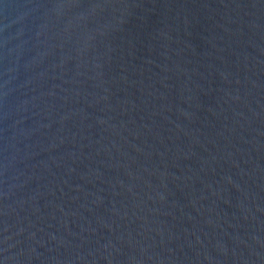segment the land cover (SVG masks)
<instances>
[{"label": "water", "instance_id": "95a60500", "mask_svg": "<svg viewBox=\"0 0 264 264\" xmlns=\"http://www.w3.org/2000/svg\"><path fill=\"white\" fill-rule=\"evenodd\" d=\"M0 264H264V0H0Z\"/></svg>", "mask_w": 264, "mask_h": 264}]
</instances>
